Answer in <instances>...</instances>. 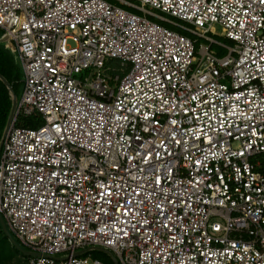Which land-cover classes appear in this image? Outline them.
Masks as SVG:
<instances>
[{
    "label": "built area",
    "instance_id": "1",
    "mask_svg": "<svg viewBox=\"0 0 264 264\" xmlns=\"http://www.w3.org/2000/svg\"><path fill=\"white\" fill-rule=\"evenodd\" d=\"M0 28L20 264H264V0H0Z\"/></svg>",
    "mask_w": 264,
    "mask_h": 264
},
{
    "label": "trees",
    "instance_id": "2",
    "mask_svg": "<svg viewBox=\"0 0 264 264\" xmlns=\"http://www.w3.org/2000/svg\"><path fill=\"white\" fill-rule=\"evenodd\" d=\"M15 54H17L15 45L12 41L7 39L6 32L0 28V75L6 80V82L0 78V140L3 136L11 109L13 104L12 91L18 95L24 87V72L21 65L18 64ZM42 124L40 116L32 114L28 116H21L19 125L38 127ZM13 236V234H12ZM16 242L23 249L27 248L20 243V241L13 236ZM101 253L109 257V261L102 259ZM94 257L102 259L105 264H115L111 255L103 250H93L91 252ZM21 255L24 261L27 260L28 256L24 255L9 239L2 229L0 223V264H9L15 257ZM19 261L17 264L24 262Z\"/></svg>",
    "mask_w": 264,
    "mask_h": 264
},
{
    "label": "water",
    "instance_id": "3",
    "mask_svg": "<svg viewBox=\"0 0 264 264\" xmlns=\"http://www.w3.org/2000/svg\"><path fill=\"white\" fill-rule=\"evenodd\" d=\"M0 78H2L5 82L6 80L0 75ZM17 106H18V101L16 99V97L14 98L13 100V104H12V109H11V112H10V115H9V118H8V122H7V125H6V130H5V133H4V137L16 115V109H17ZM4 139V138H3ZM1 149V148H0ZM0 223H1V226H2V229L3 231L5 232V234L9 237L10 241L19 249L21 250V252L26 255V256H31L33 255L34 253L28 251V250H25L23 249L22 247H20V245L16 242L15 238L12 236V233L10 232L9 228H8V225L5 221V219L3 218L2 214L0 213ZM83 251H80V252H77L76 254L79 255L81 254ZM107 253H109L111 256H112V259L114 261L115 264H119V261L118 259L112 254L111 251H108L106 250Z\"/></svg>",
    "mask_w": 264,
    "mask_h": 264
},
{
    "label": "rangeland",
    "instance_id": "4",
    "mask_svg": "<svg viewBox=\"0 0 264 264\" xmlns=\"http://www.w3.org/2000/svg\"><path fill=\"white\" fill-rule=\"evenodd\" d=\"M213 31H214V36L217 38V39H219L220 41H222V42H225V43H228V44H231L232 42L231 41H229V40H227L226 38H223L222 36H221V34H223V32H224V28L222 27V26H220L219 24H215L214 26H213V29H212ZM15 58H16V60H17V62H18V64L19 65H21V63H20V61H19V59H18V57H17V54H15ZM24 72V71H23ZM2 79V78H1ZM10 88V90H11V92H12V94H13V100H14V98L16 97V99H17V101H18V105H19V103H20V100H21V97H22V92H23V89L20 91V92H18V95H16L13 91H12V88L11 87H9ZM24 88V87H23ZM17 108H18V106H17ZM16 112H17V109H16ZM8 122V121H7ZM7 125V124H6ZM5 130H6V127H5ZM5 130H4V132H3V136H2V138H1V140H0V148H1V146H2V142H3V138H4V133H5ZM12 233V232H11ZM13 234V233H12ZM13 236H15L14 234H13ZM102 259H104V260H106V261H109V257L108 256H106V255H103L102 253H101V256H100ZM24 261V258L21 256V255H18L17 257H15L9 264H17L19 261Z\"/></svg>",
    "mask_w": 264,
    "mask_h": 264
}]
</instances>
